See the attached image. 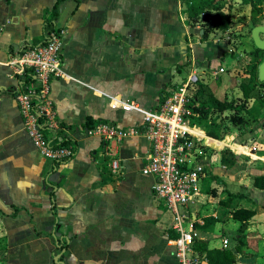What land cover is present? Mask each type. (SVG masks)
<instances>
[{
  "label": "crops",
  "instance_id": "0c3cea01",
  "mask_svg": "<svg viewBox=\"0 0 264 264\" xmlns=\"http://www.w3.org/2000/svg\"><path fill=\"white\" fill-rule=\"evenodd\" d=\"M56 2L0 0V264H56L63 248L65 264H179L175 215L154 196V178L143 173L148 140H105L84 129L88 118L140 127L144 114L137 108L156 110L163 90H178L185 62L211 67L229 44L190 34L183 0H63L55 30H65V74L50 78L49 97L58 136L71 138L76 152L57 165L25 128L15 94L23 75L10 65L27 46L42 43ZM212 157L210 175L218 173L213 166L220 155ZM201 191L186 225L211 248L223 247L229 237L221 236L217 213H208L214 196ZM207 218L214 222L202 228ZM54 231L65 247L48 235Z\"/></svg>",
  "mask_w": 264,
  "mask_h": 264
},
{
  "label": "built area",
  "instance_id": "2783aa9c",
  "mask_svg": "<svg viewBox=\"0 0 264 264\" xmlns=\"http://www.w3.org/2000/svg\"><path fill=\"white\" fill-rule=\"evenodd\" d=\"M64 34L63 29L50 32L47 43L29 48L10 62L15 72L23 75L22 80L26 72L36 77L29 83L21 82L15 93L16 100L33 144L43 156L56 162L69 160L76 152L72 146L61 145L60 127L49 97L50 78H60L65 74ZM35 79L42 84L40 88H35ZM198 80L197 73L189 75L187 81L156 110L138 107L144 114L140 127L122 128L117 124L100 123L84 129V134L105 140H123L136 135H143L148 140L151 151L146 156L143 173L154 178V196L175 215L173 228L179 236L174 245L179 264H209L195 248L197 240L203 239L201 233L193 225H186L191 207L201 201L200 184L208 162L213 160L205 152L206 147L212 145L204 143L203 135L196 132L200 129L190 120L192 111L188 104L194 98V85ZM43 126L47 127V132L43 131ZM114 169H118L117 162ZM223 242V247H228L229 240L224 239Z\"/></svg>",
  "mask_w": 264,
  "mask_h": 264
},
{
  "label": "rangeland",
  "instance_id": "374dc122",
  "mask_svg": "<svg viewBox=\"0 0 264 264\" xmlns=\"http://www.w3.org/2000/svg\"><path fill=\"white\" fill-rule=\"evenodd\" d=\"M204 1L215 5L223 3L225 10L232 15V24L229 31L224 33L217 29L213 32L214 34L212 33L214 38H219L229 44L228 51L224 53L225 58L222 57L223 55L221 56L224 61L221 58V60L213 62L215 68L213 66L207 67V63L194 64L193 66L191 62H185L182 67L183 70L179 74L180 85L187 81L189 74L195 72L200 77V80L209 82L213 91L220 98H224L226 95L230 98L241 96V82L247 76L245 71L248 63V52L256 47L251 38L252 4L242 0ZM200 24L202 25V23ZM192 35L199 37L196 34ZM218 54V52H215L212 55L217 58ZM219 68H223L224 71L221 72ZM218 73L222 80L216 78ZM34 82L35 88L42 86L39 81L34 80ZM218 115L222 116L220 120L221 136L219 138L214 137L217 139L215 140L216 143L211 145L216 147L207 146L205 149L208 155H220L219 161L213 166H216L213 170L218 173H211V175L206 173L209 176L205 181L201 182L202 190L204 191L205 189L207 193L214 196L213 201L209 203L208 213H217V218L221 223V228H223L220 231V233L223 232L221 236L229 237L228 246H230L236 244L235 238L240 225L238 221L236 222V220L234 221L231 218V208L247 206L255 209L254 223L246 231L248 245L245 247L243 256L240 257L237 264H264V190L255 188L253 185L254 177L264 172V120L248 125H235L229 120L227 115L221 113ZM192 125L204 130L207 134V125L206 128L198 124ZM196 132L201 133L203 140L205 139L206 135L201 130ZM231 153L233 155L236 154L237 158H232ZM225 169L228 172L224 171ZM225 185L235 193H244L255 199L258 204L248 200L234 199L231 205L228 206L226 202L230 197L224 188ZM225 226L232 227L224 228Z\"/></svg>",
  "mask_w": 264,
  "mask_h": 264
},
{
  "label": "trees",
  "instance_id": "16d2710c",
  "mask_svg": "<svg viewBox=\"0 0 264 264\" xmlns=\"http://www.w3.org/2000/svg\"><path fill=\"white\" fill-rule=\"evenodd\" d=\"M63 0H57L54 7L50 11V15L45 18L44 25V38L42 44H45L49 40V33L55 30L56 20L60 16V6ZM246 3L252 4V17L251 24L252 29L263 23L264 20V0H242ZM185 11L189 15V25L197 28L200 24V28L204 29V34L201 36V40L206 42L209 36L217 29L226 33L230 30L232 24V15L225 10L224 4L215 5L207 3L204 0H183ZM52 27L53 30H48ZM35 44L29 45L26 48L34 47ZM232 54V53H231ZM225 58V55L223 56ZM222 60L224 61V59ZM264 59V50L255 47L254 50L248 52V63L246 67L247 76L241 82L242 95L230 98L226 95L224 98H220L213 91L212 86L205 80H198L194 85V98L188 104L189 109L192 111L190 120L192 124H198L203 127H207V135L215 138H219L220 134V117L218 114H225L229 120L235 125L239 124H251L258 123L264 120V83H260L258 80V68L260 63ZM32 74L26 72L24 74L23 82L29 83L33 80ZM218 80H222L220 75H216ZM170 85V83H169ZM25 89V88H24ZM174 93L172 88H167L161 92V106L166 99ZM213 115H215L213 117ZM217 115V116H216ZM210 123H209V122ZM100 123H112L109 120H93L88 118L87 127H94ZM207 125V126H206ZM43 131L47 132V127H42ZM209 139V141H208ZM71 142V138L65 137L61 143L63 146H68ZM215 144L216 141L205 137L204 143ZM232 154V153H231ZM232 158L236 159L237 155L232 154ZM58 162H56L57 164ZM58 165V164H57ZM226 167V166H225ZM253 185L255 188L264 190V172L254 177ZM229 195V199L226 204L231 205L234 199L252 201L254 204H258L255 199L250 198L244 193H235L229 189H226ZM19 208H16L18 210ZM231 218L240 223L237 230V237L235 238L236 244L228 247L211 248L209 242L197 240L195 248L202 256L207 258L209 264H237L240 257L243 256L244 249L248 245V228L254 223L253 218L256 215V210L241 206L232 208L230 210ZM214 222L212 218H207L205 225L202 228H208ZM198 227V226H197ZM200 227V226H199ZM55 243L58 241L59 247L63 248V240L55 238L52 232L48 233Z\"/></svg>",
  "mask_w": 264,
  "mask_h": 264
},
{
  "label": "water",
  "instance_id": "95a60500",
  "mask_svg": "<svg viewBox=\"0 0 264 264\" xmlns=\"http://www.w3.org/2000/svg\"><path fill=\"white\" fill-rule=\"evenodd\" d=\"M189 32L191 34H196L201 37L204 34V29L190 27ZM251 38L253 39L254 44L257 48L264 50V23L258 26H255L252 29ZM258 80L260 83H264V59L260 63L259 68H258ZM53 234H54V237L57 239L58 237L55 231L53 232ZM56 245L58 248H60L58 241L56 242ZM65 252H66V249L63 248L60 253L54 255L53 259L56 264H65V262L61 259V257L65 254Z\"/></svg>",
  "mask_w": 264,
  "mask_h": 264
}]
</instances>
